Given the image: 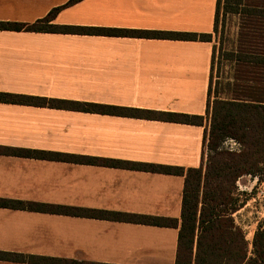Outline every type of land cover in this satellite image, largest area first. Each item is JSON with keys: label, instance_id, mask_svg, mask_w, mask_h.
I'll return each instance as SVG.
<instances>
[{"label": "crops", "instance_id": "0c3cea01", "mask_svg": "<svg viewBox=\"0 0 264 264\" xmlns=\"http://www.w3.org/2000/svg\"><path fill=\"white\" fill-rule=\"evenodd\" d=\"M217 0H0V21L212 34ZM213 45L0 31V92L206 116ZM207 123V122H206ZM209 125V123H208ZM207 124L0 103V148L184 168ZM185 178L6 154L0 198L180 222ZM176 228L0 208V264H175Z\"/></svg>", "mask_w": 264, "mask_h": 264}, {"label": "trees", "instance_id": "16d2710c", "mask_svg": "<svg viewBox=\"0 0 264 264\" xmlns=\"http://www.w3.org/2000/svg\"><path fill=\"white\" fill-rule=\"evenodd\" d=\"M77 0H72V2ZM220 11L238 18L237 36L221 59L230 63L229 78L218 83L213 92L212 74L207 95L206 116L150 109L104 105L91 102L35 97L0 92V103L46 107L84 113L158 120L204 126L203 147L208 148L207 162L199 168H184L106 159L74 157L44 151L0 148L6 154L39 159H57L91 165L130 168L185 178L182 212L177 219L86 210L71 206L22 202L0 198V208L58 215H94L164 228H176L178 248L175 264H264V223H260L252 240L251 256L244 230L234 215L242 208L235 197L237 183L244 176L261 179L264 172V0H217L214 32L218 33ZM57 11L35 23L0 21V31L43 34L144 38L212 43L213 34H192L151 30H128L58 25ZM215 47L212 51L211 73ZM215 94V97H213ZM228 140L240 149L224 148Z\"/></svg>", "mask_w": 264, "mask_h": 264}, {"label": "rangeland", "instance_id": "374dc122", "mask_svg": "<svg viewBox=\"0 0 264 264\" xmlns=\"http://www.w3.org/2000/svg\"><path fill=\"white\" fill-rule=\"evenodd\" d=\"M238 31V18L233 15H225L220 11L218 18V33H212V45L215 47L214 68L212 70L213 92L218 83H224L229 78L230 63L221 59V51L230 48L236 39ZM215 97V94H213ZM207 122V123H206ZM209 118L207 117L208 128ZM224 148L231 151H237L240 146L233 140H228ZM208 148L203 147V163L207 162ZM264 167V166H263ZM261 179L252 176H244L237 183L235 197L242 208L234 215L236 224L241 227L249 243V255L252 251V240L260 223H264V172L261 173Z\"/></svg>", "mask_w": 264, "mask_h": 264}]
</instances>
